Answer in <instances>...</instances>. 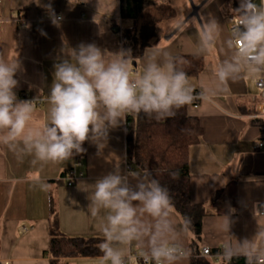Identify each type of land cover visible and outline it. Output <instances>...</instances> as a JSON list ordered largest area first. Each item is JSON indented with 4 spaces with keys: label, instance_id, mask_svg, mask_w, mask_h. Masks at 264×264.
Listing matches in <instances>:
<instances>
[{
    "label": "crops",
    "instance_id": "0c3cea01",
    "mask_svg": "<svg viewBox=\"0 0 264 264\" xmlns=\"http://www.w3.org/2000/svg\"><path fill=\"white\" fill-rule=\"evenodd\" d=\"M233 1L195 0L192 7L188 0H158L147 6L138 19H124L120 0H0V55L21 61L17 95L22 100L36 99L32 124L41 126L47 119L46 96L54 63L81 43H95L109 52L124 50L123 32L139 29L144 22H155L157 31L156 44L146 48L148 51L165 49L175 56L202 58L199 72L189 76L192 85L199 88L202 78L222 58L219 44L230 30L227 16L234 13ZM49 3L61 17L58 25L52 23L44 7ZM165 4L174 13L159 18L162 9L166 10ZM209 15L222 24L223 31L217 45L200 56L196 54L200 18ZM145 54L134 60L132 71L142 66ZM257 79L245 77L229 82L209 102L187 107L203 126L200 141L189 151L191 198L206 208L201 237L197 239L199 249L209 246L213 252L221 251L227 238L220 231L224 213L218 212L213 198L231 182H235L237 194V204L230 213L231 235L238 240L251 239L264 228V208H260L264 207V146L256 148L263 120L252 116L260 102ZM127 126L126 117L124 124L109 131L104 145L98 147L87 141L85 151L65 163L34 166L30 158L21 160L0 145V264H51L49 246L54 228L67 236L103 239L98 219L87 211L86 191L117 166L122 171L138 168L128 157ZM76 160L82 162L78 169L83 177L68 185L64 173ZM174 218L179 224L184 221L175 209ZM182 239L190 250L192 264L194 231L189 228ZM100 257L59 258L57 264H101Z\"/></svg>",
    "mask_w": 264,
    "mask_h": 264
},
{
    "label": "clouds",
    "instance_id": "9594fccd",
    "mask_svg": "<svg viewBox=\"0 0 264 264\" xmlns=\"http://www.w3.org/2000/svg\"><path fill=\"white\" fill-rule=\"evenodd\" d=\"M44 7L58 25L61 17L51 3ZM234 12L231 28L219 44L222 58L202 78L198 92L180 67L183 59L168 50L146 49L142 66L133 74L130 50L109 52L95 43L79 44L53 65L47 119L41 126L32 124L36 99L17 95L21 61L0 55V145L21 160L30 158L34 166L65 163L83 153L87 141L104 145L109 131L130 114L166 120L197 100L209 102L229 82L264 76V0H239ZM222 31L215 17L201 16L196 54H208ZM169 174L179 177L177 171ZM86 192L87 211L98 219L103 235L98 245L101 264H130L133 248L143 264H189L191 253L182 237L191 219L176 222L173 197L151 170L122 171L117 166ZM233 211L221 217L220 231L227 238L219 254L228 264L241 257L245 264H262L264 228L251 239H236L230 233Z\"/></svg>",
    "mask_w": 264,
    "mask_h": 264
},
{
    "label": "trees",
    "instance_id": "16d2710c",
    "mask_svg": "<svg viewBox=\"0 0 264 264\" xmlns=\"http://www.w3.org/2000/svg\"><path fill=\"white\" fill-rule=\"evenodd\" d=\"M158 0H120L121 17L124 19H138L145 8L156 4ZM239 6L237 0L232 2V9ZM165 14L173 15V9L164 5ZM170 13V14H169ZM158 18V19H159ZM124 50H130L134 60L143 55L146 48L157 41L155 22L141 25L139 29H126L122 35ZM184 63L180 65L188 74L196 75L202 65V58L196 56H179ZM188 106L180 109L173 118L157 121L154 118L130 114L127 119L126 146L129 159L139 169H149L155 177L166 186L175 205V210L185 218L191 219L189 227L195 233L192 242V264H215L208 257L199 256L197 239L202 233V224L206 215V208L202 203H194L191 198L189 151L190 147L198 143L203 134V126L198 117L188 113ZM179 172V177L173 179L170 172ZM235 182L219 189L213 198V204L219 213H227L237 204ZM102 242L99 237L67 236L57 231H51L49 254L51 264H57V259L76 256H90L101 254L98 245ZM228 264V263H224ZM231 264H245L243 257L234 258ZM264 264V262H262Z\"/></svg>",
    "mask_w": 264,
    "mask_h": 264
},
{
    "label": "built area",
    "instance_id": "2783aa9c",
    "mask_svg": "<svg viewBox=\"0 0 264 264\" xmlns=\"http://www.w3.org/2000/svg\"><path fill=\"white\" fill-rule=\"evenodd\" d=\"M239 1V0H238ZM257 3H259V0H256ZM235 15L234 13H231L227 16V21L231 20L232 16ZM229 27L231 28V23H229ZM135 72V70H133ZM256 86L259 89L260 92V102L258 104V111L257 113L253 114L252 116L257 119H261L262 121V136L258 140V143L256 145V148L259 149L264 146V76H261L256 81ZM197 92L199 91V88H196ZM202 101L197 100L192 105L197 107L200 105ZM129 116V115H128ZM127 116V117H128ZM130 124V122L127 119V125ZM82 165V162L80 160H76L75 164L68 168L66 172L64 173V179L67 181L68 185H73L78 179L83 177V172L80 171L78 168ZM261 213L264 214V209L261 210ZM218 252H213L212 249L209 246H203L200 249L199 256L201 257H212L215 261H221L222 263H228L223 259V257ZM130 264H143L142 259L138 256V253L136 250L132 251L131 258H130Z\"/></svg>",
    "mask_w": 264,
    "mask_h": 264
},
{
    "label": "rangeland",
    "instance_id": "374dc122",
    "mask_svg": "<svg viewBox=\"0 0 264 264\" xmlns=\"http://www.w3.org/2000/svg\"><path fill=\"white\" fill-rule=\"evenodd\" d=\"M189 2H190V5L193 7V4H194V2L193 1H195V0H188ZM142 18V17H141ZM145 23V22H144Z\"/></svg>",
    "mask_w": 264,
    "mask_h": 264
},
{
    "label": "water",
    "instance_id": "95a60500",
    "mask_svg": "<svg viewBox=\"0 0 264 264\" xmlns=\"http://www.w3.org/2000/svg\"><path fill=\"white\" fill-rule=\"evenodd\" d=\"M134 65H136V62L134 61V63H133Z\"/></svg>",
    "mask_w": 264,
    "mask_h": 264
}]
</instances>
